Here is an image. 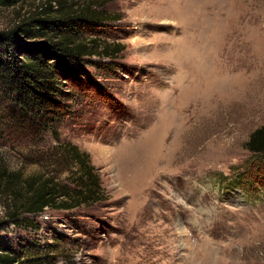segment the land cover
Here are the masks:
<instances>
[{
  "label": "rangeland",
  "instance_id": "1",
  "mask_svg": "<svg viewBox=\"0 0 264 264\" xmlns=\"http://www.w3.org/2000/svg\"><path fill=\"white\" fill-rule=\"evenodd\" d=\"M58 1L102 13L81 36L100 54L56 84L70 112L39 140L8 136L23 112L0 86V164L70 185L58 148L72 143L105 200L14 224L0 190V247L45 264H264V187L237 180L264 183L246 147L264 126V0H28L0 8V33Z\"/></svg>",
  "mask_w": 264,
  "mask_h": 264
},
{
  "label": "trees",
  "instance_id": "2",
  "mask_svg": "<svg viewBox=\"0 0 264 264\" xmlns=\"http://www.w3.org/2000/svg\"><path fill=\"white\" fill-rule=\"evenodd\" d=\"M27 1L0 0V8L15 7ZM93 8L88 3L78 7L61 1L56 5L49 2L14 29L0 33V86L16 96L17 107L20 106L23 112L22 120H16L14 114L10 115L8 129L11 134L8 136L22 133L39 140L45 125L54 130L56 123L70 112L53 96L57 97L58 82H70L79 73L83 58L100 54L98 46L94 44L95 39L84 40L81 37L83 31L92 32L104 20L102 13L92 11ZM35 40L42 42L33 43ZM15 45L19 52H23L25 59L12 60ZM110 48L105 50V56L109 58L123 50L121 45ZM50 60L52 64L48 63ZM51 104L52 108L49 107ZM27 110L32 114H26ZM246 147L254 159L251 164L255 167H251V172L264 169V126L251 134ZM58 156L75 168L69 178L72 180L70 185H61L45 173L25 177L23 173L11 172L0 164V190L10 193L14 199L9 215L14 224L18 223L17 219L23 212L40 215L46 208L72 210L105 200L100 177L88 153L72 143L59 141ZM244 171L237 178L238 182L244 184L245 189L239 185L244 191L253 188V185L264 187L262 181L254 178L249 181L247 175L253 174L249 170L247 173ZM0 264L45 263L43 259L33 257L22 260L15 257L11 249L2 246Z\"/></svg>",
  "mask_w": 264,
  "mask_h": 264
}]
</instances>
